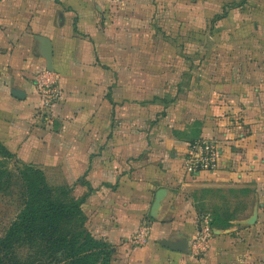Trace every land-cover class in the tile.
<instances>
[{
    "label": "crops",
    "instance_id": "crops-1",
    "mask_svg": "<svg viewBox=\"0 0 264 264\" xmlns=\"http://www.w3.org/2000/svg\"><path fill=\"white\" fill-rule=\"evenodd\" d=\"M263 45L264 0H0V140L75 187L111 264H264ZM201 140L218 145V170L191 175ZM203 215L221 223L197 256ZM183 240L186 253L162 245Z\"/></svg>",
    "mask_w": 264,
    "mask_h": 264
},
{
    "label": "trees",
    "instance_id": "trees-1",
    "mask_svg": "<svg viewBox=\"0 0 264 264\" xmlns=\"http://www.w3.org/2000/svg\"><path fill=\"white\" fill-rule=\"evenodd\" d=\"M27 173L29 199L0 240V264H5L19 241L32 237L43 240L53 262L64 257L67 264H111V245L96 239L85 228L83 200L58 201L39 170L29 167ZM220 223L221 217L216 215L211 227Z\"/></svg>",
    "mask_w": 264,
    "mask_h": 264
},
{
    "label": "rangeland",
    "instance_id": "rangeland-1",
    "mask_svg": "<svg viewBox=\"0 0 264 264\" xmlns=\"http://www.w3.org/2000/svg\"><path fill=\"white\" fill-rule=\"evenodd\" d=\"M188 37L189 38L186 39L189 41L191 36ZM159 38H161V36H159ZM159 38H157L158 43L160 42ZM239 39L240 38H238V42ZM153 40L155 41V37ZM244 40L245 39L242 37L241 42ZM222 42H224V40ZM203 44L207 45V41H203ZM220 50L218 54L219 60L224 61L227 58L228 61L229 58L227 53L223 52L222 49ZM237 56H240V53H237ZM255 57H258L257 54ZM249 58L252 59L253 57L250 55ZM236 61H240V58L238 57ZM58 100L49 106L51 110L55 107ZM45 107L48 108L47 105ZM2 133L3 129L0 128V136H2ZM33 160L34 152L30 147L21 143L18 147L11 148L4 146L0 140V240L15 221L16 217L23 211L29 199L27 189V169L29 167L37 171L39 170L43 174L46 185L53 190V195L58 201H72L78 199L75 195V187L70 188L61 178L56 180L53 177L54 175L49 172V164H41L38 166L33 164ZM62 226L67 227V224L63 223ZM85 228L87 229V221L85 223ZM196 254L197 256L203 255ZM59 257H61V254H59ZM52 260L51 250L46 247L43 240L38 237H32L24 238L19 241L12 255L5 261V264H67L68 262L64 257L58 261L53 262Z\"/></svg>",
    "mask_w": 264,
    "mask_h": 264
},
{
    "label": "built area",
    "instance_id": "built-area-1",
    "mask_svg": "<svg viewBox=\"0 0 264 264\" xmlns=\"http://www.w3.org/2000/svg\"><path fill=\"white\" fill-rule=\"evenodd\" d=\"M37 90L44 106H50L60 97V91L56 86V80L50 72H43L37 79ZM220 158L219 147L215 142L201 140L190 146L185 159V167L189 174L208 172L213 173L218 170ZM211 217L203 215L200 218L198 233L192 241L194 251L198 254H205L210 248L214 230L211 227ZM149 227L144 226L134 237V242L138 245L147 243Z\"/></svg>",
    "mask_w": 264,
    "mask_h": 264
},
{
    "label": "water",
    "instance_id": "water-1",
    "mask_svg": "<svg viewBox=\"0 0 264 264\" xmlns=\"http://www.w3.org/2000/svg\"><path fill=\"white\" fill-rule=\"evenodd\" d=\"M39 39L44 48V57L47 61L48 71L51 72L52 71V55H53L52 43L50 42L49 39L44 38V37H41ZM12 95L13 97L17 99H21V100L26 98V94L22 91L14 90L12 91ZM252 221H254V219ZM162 245L168 249L182 252V253H186L188 250V244L186 240H183L181 242L174 243V244L168 241H164L162 242Z\"/></svg>",
    "mask_w": 264,
    "mask_h": 264
}]
</instances>
